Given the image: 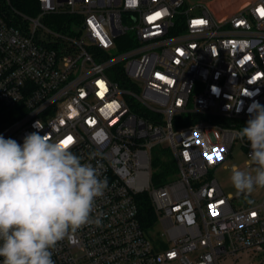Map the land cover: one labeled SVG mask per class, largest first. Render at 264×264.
<instances>
[{
    "label": "built area",
    "instance_id": "2783aa9c",
    "mask_svg": "<svg viewBox=\"0 0 264 264\" xmlns=\"http://www.w3.org/2000/svg\"><path fill=\"white\" fill-rule=\"evenodd\" d=\"M36 3L31 17L0 0V135L71 137L108 178L101 223L59 242L55 264H254L264 196L236 206L211 170L235 142L251 151L238 122L264 105V0ZM160 148L177 179L158 185ZM141 195L156 215L148 229Z\"/></svg>",
    "mask_w": 264,
    "mask_h": 264
},
{
    "label": "clouds",
    "instance_id": "9594fccd",
    "mask_svg": "<svg viewBox=\"0 0 264 264\" xmlns=\"http://www.w3.org/2000/svg\"><path fill=\"white\" fill-rule=\"evenodd\" d=\"M248 112L238 135L250 145L251 166L233 167L230 175L240 195L264 189V105L253 103ZM102 168L99 162H82L70 146L40 131L26 134L22 144L0 135L2 264H55L59 242L86 225H99L102 214L93 218L95 202L108 188Z\"/></svg>",
    "mask_w": 264,
    "mask_h": 264
},
{
    "label": "trees",
    "instance_id": "16d2710c",
    "mask_svg": "<svg viewBox=\"0 0 264 264\" xmlns=\"http://www.w3.org/2000/svg\"><path fill=\"white\" fill-rule=\"evenodd\" d=\"M10 3L21 13L34 16L37 13L36 0H10ZM246 126L245 121L238 122V127ZM153 183L163 184L176 172L174 159L166 149H158L152 160ZM138 219L142 228L148 229L156 223V215L149 198L146 195L138 196Z\"/></svg>",
    "mask_w": 264,
    "mask_h": 264
},
{
    "label": "rangeland",
    "instance_id": "374dc122",
    "mask_svg": "<svg viewBox=\"0 0 264 264\" xmlns=\"http://www.w3.org/2000/svg\"><path fill=\"white\" fill-rule=\"evenodd\" d=\"M193 1V0H192ZM33 17V16H31ZM113 53L115 50L112 51ZM137 94L142 93V89L138 87L136 89ZM251 166L250 158L246 156L244 150L240 147L238 142H235L229 156L217 167L211 170V176L215 178L219 184L224 195H231L234 200V204L237 205H253L260 201L264 196V189H256L250 195H240L237 194L236 190L231 184L230 175L231 170L233 167H239L242 169H247ZM177 179V174L175 173L170 179L175 180ZM251 201V203H249ZM254 264H264V254L259 256L258 258L254 259Z\"/></svg>",
    "mask_w": 264,
    "mask_h": 264
},
{
    "label": "snow or ice",
    "instance_id": "6c2138e0",
    "mask_svg": "<svg viewBox=\"0 0 264 264\" xmlns=\"http://www.w3.org/2000/svg\"><path fill=\"white\" fill-rule=\"evenodd\" d=\"M261 14L264 15V10H261ZM109 107H111V105H109ZM71 141H72V138L69 137L68 139L62 141V143H63L65 146H67L69 143H71Z\"/></svg>",
    "mask_w": 264,
    "mask_h": 264
},
{
    "label": "crops",
    "instance_id": "0c3cea01",
    "mask_svg": "<svg viewBox=\"0 0 264 264\" xmlns=\"http://www.w3.org/2000/svg\"><path fill=\"white\" fill-rule=\"evenodd\" d=\"M249 205H251V204H249ZM245 206V205H244ZM248 206V205H247Z\"/></svg>",
    "mask_w": 264,
    "mask_h": 264
}]
</instances>
